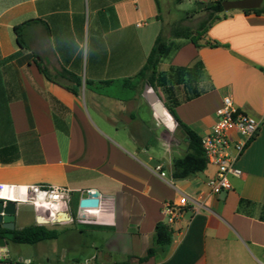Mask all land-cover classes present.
I'll list each match as a JSON object with an SVG mask.
<instances>
[{"label":"crops","instance_id":"1","mask_svg":"<svg viewBox=\"0 0 264 264\" xmlns=\"http://www.w3.org/2000/svg\"><path fill=\"white\" fill-rule=\"evenodd\" d=\"M162 30L155 0H0V200L18 202L14 230L59 232L33 245L5 239L0 255L32 264L141 258L165 223L164 203L187 195L164 252L130 264H264V14L224 12L198 46L171 38L158 67L203 63V94L176 108L201 138L227 95L261 123L238 162L242 175L220 195L207 185L214 165L173 178L185 136L134 79ZM51 187L65 189L66 200L46 201L40 191ZM91 193L99 207L81 210Z\"/></svg>","mask_w":264,"mask_h":264},{"label":"trees","instance_id":"2","mask_svg":"<svg viewBox=\"0 0 264 264\" xmlns=\"http://www.w3.org/2000/svg\"><path fill=\"white\" fill-rule=\"evenodd\" d=\"M160 9V1L155 0ZM186 0H174L176 5L182 4ZM225 0H208L207 3H213L211 7L203 8L206 12V17L202 19L195 30L190 27L175 24L170 28V36L165 37L164 30L158 35L155 44L147 58L144 66L135 75L134 79L138 83L144 82L149 85L155 91L162 89L166 95L165 107L170 115L177 122L178 128L183 132L185 141L188 145V153L183 157L175 161L173 178L185 179L191 175L202 173L206 170L208 163L205 157V153L202 147L201 137L188 125L184 124L178 117L176 108L184 103L198 98L203 94V90L200 88L201 81L206 77L204 71V65L200 61H195L188 67H171L166 72H160L158 70L161 59L169 53L168 42L172 38L174 39H189L195 45H199V41L202 39L207 30L218 20L221 19V14L225 11L222 7V2ZM200 3V2H199ZM198 4V3H197ZM198 12V11H197ZM246 14L254 13L256 15L264 14L263 5L255 10H245ZM19 44L22 46L21 41V26H17L14 29ZM210 46H218L217 43H208ZM38 67L41 71L49 75L48 71L40 64ZM64 78H68L65 73L60 74ZM69 80L80 85L79 78L75 76H69ZM130 80L124 81L125 87H130ZM90 85V83H87ZM181 93L184 94L183 98H180ZM59 232L56 230H49L43 226L29 227L23 230L7 231L0 230V238H5L13 244H28L33 245L42 241L54 240L58 238ZM172 241V230L166 223H158L155 230V245L150 248L146 255L141 258H131L125 263L130 264L132 260L144 262L157 253H163L167 245Z\"/></svg>","mask_w":264,"mask_h":264},{"label":"built area","instance_id":"3","mask_svg":"<svg viewBox=\"0 0 264 264\" xmlns=\"http://www.w3.org/2000/svg\"><path fill=\"white\" fill-rule=\"evenodd\" d=\"M260 124L256 118L239 111L230 96L223 97L222 105L217 111L216 123L213 125L211 132L201 138L208 165L216 167L215 175L207 181L212 195H220L232 190L231 178L242 175L238 162L249 142L258 133ZM234 132L239 136L237 141L231 138V134ZM156 171H159L162 177L166 176V172L163 171L161 165L156 167ZM40 193L43 198L44 195L46 196L44 199L48 202L65 201L67 198V191L56 187L41 190ZM188 206L189 197L187 195H182L176 202L164 203L163 214L165 216V223L170 229L181 218ZM201 206V203L194 204L196 213L200 210ZM2 251L0 264H32L29 261L11 262L8 260L7 252L4 249ZM81 264L96 263L94 260H86Z\"/></svg>","mask_w":264,"mask_h":264},{"label":"water","instance_id":"4","mask_svg":"<svg viewBox=\"0 0 264 264\" xmlns=\"http://www.w3.org/2000/svg\"><path fill=\"white\" fill-rule=\"evenodd\" d=\"M264 3V0H225L222 2V7L225 12L232 10H255L260 8ZM213 3L200 2L198 3V9L202 10L205 7H211ZM148 98L150 103L154 104L159 110V96L149 91ZM44 198L46 196L44 195ZM99 198L96 193H91L89 197L84 198L80 202V209H96L99 207ZM18 202L0 200V230L13 231L15 228V219L17 212ZM5 238H0V247L5 248Z\"/></svg>","mask_w":264,"mask_h":264},{"label":"rangeland","instance_id":"5","mask_svg":"<svg viewBox=\"0 0 264 264\" xmlns=\"http://www.w3.org/2000/svg\"><path fill=\"white\" fill-rule=\"evenodd\" d=\"M160 12L163 20V30L165 37L170 36V28L172 25L181 24L190 27L195 30L198 23L206 17V12L198 9V4L194 0H186L180 5H176L174 0H159ZM198 11V12H197ZM145 90L153 91L159 96V112H165V100L166 95L159 89L155 91L149 85L144 82L139 83ZM184 94L181 93L180 98H183ZM167 109V108H166ZM11 245L9 244V248Z\"/></svg>","mask_w":264,"mask_h":264}]
</instances>
